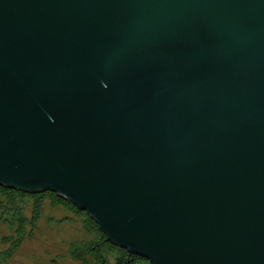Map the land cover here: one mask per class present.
<instances>
[{
  "label": "water",
  "instance_id": "1",
  "mask_svg": "<svg viewBox=\"0 0 264 264\" xmlns=\"http://www.w3.org/2000/svg\"><path fill=\"white\" fill-rule=\"evenodd\" d=\"M0 185L149 264H264V0H0Z\"/></svg>",
  "mask_w": 264,
  "mask_h": 264
},
{
  "label": "trees",
  "instance_id": "2",
  "mask_svg": "<svg viewBox=\"0 0 264 264\" xmlns=\"http://www.w3.org/2000/svg\"><path fill=\"white\" fill-rule=\"evenodd\" d=\"M45 206L51 211H62V223L69 220L78 223L81 237L70 242L67 249L68 257L75 264H149L125 249L104 242L95 222L55 192L44 189L26 192L6 186H0V225L6 231L0 237V264H11L21 243L32 237Z\"/></svg>",
  "mask_w": 264,
  "mask_h": 264
},
{
  "label": "rangeland",
  "instance_id": "3",
  "mask_svg": "<svg viewBox=\"0 0 264 264\" xmlns=\"http://www.w3.org/2000/svg\"><path fill=\"white\" fill-rule=\"evenodd\" d=\"M63 215L62 211H51L45 206L43 217L32 237L21 243L11 264H75L68 257L67 249L70 242L81 237L80 227L71 220L62 223L60 218ZM5 233L0 225V237Z\"/></svg>",
  "mask_w": 264,
  "mask_h": 264
},
{
  "label": "bare ground",
  "instance_id": "4",
  "mask_svg": "<svg viewBox=\"0 0 264 264\" xmlns=\"http://www.w3.org/2000/svg\"><path fill=\"white\" fill-rule=\"evenodd\" d=\"M40 190H42V189H40ZM116 246H117V245H116ZM118 247H120V248L124 249L122 246H119V245H118ZM130 254H133V255H135V256H138V257H140V258H142V259H145V260H147V261H148V259H147V258H145L144 256H141V255H139V254H135V253H130Z\"/></svg>",
  "mask_w": 264,
  "mask_h": 264
}]
</instances>
